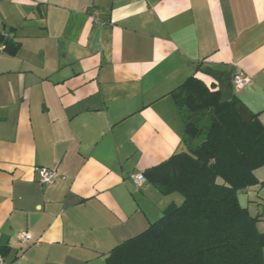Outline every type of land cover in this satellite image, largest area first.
<instances>
[{
    "label": "crops",
    "instance_id": "1",
    "mask_svg": "<svg viewBox=\"0 0 264 264\" xmlns=\"http://www.w3.org/2000/svg\"><path fill=\"white\" fill-rule=\"evenodd\" d=\"M0 33L21 45L10 56L0 44L4 264H106L182 204L132 176L189 151L172 93L190 77L225 86L264 125V0H0ZM252 189L264 195L241 191L242 206Z\"/></svg>",
    "mask_w": 264,
    "mask_h": 264
},
{
    "label": "trees",
    "instance_id": "2",
    "mask_svg": "<svg viewBox=\"0 0 264 264\" xmlns=\"http://www.w3.org/2000/svg\"><path fill=\"white\" fill-rule=\"evenodd\" d=\"M0 44L10 56L21 49L2 33ZM230 95L221 104L220 89L195 76L172 93L189 151L144 175L163 195L179 194L183 202L170 205L145 232L116 246L106 264H264L258 216L238 198L251 187L264 190L255 174L264 167V125Z\"/></svg>",
    "mask_w": 264,
    "mask_h": 264
},
{
    "label": "built area",
    "instance_id": "3",
    "mask_svg": "<svg viewBox=\"0 0 264 264\" xmlns=\"http://www.w3.org/2000/svg\"><path fill=\"white\" fill-rule=\"evenodd\" d=\"M98 16L99 15L97 11H93L91 14V17L95 21H98ZM250 83V79L242 73L235 75L232 79V84L236 90H242ZM39 174V183L42 185H53L59 177L58 174L52 169L42 168L39 170ZM132 180L136 185H141L146 181V178L144 174L138 173L132 176ZM17 239L21 242H27L32 239V236L27 232H22L17 235ZM4 261V256L2 253H0V264H4Z\"/></svg>",
    "mask_w": 264,
    "mask_h": 264
},
{
    "label": "rangeland",
    "instance_id": "4",
    "mask_svg": "<svg viewBox=\"0 0 264 264\" xmlns=\"http://www.w3.org/2000/svg\"><path fill=\"white\" fill-rule=\"evenodd\" d=\"M254 189L250 192V194L244 195V199H242L243 206L248 207L250 213L253 217L258 216L257 221V229L259 232L264 233V195L263 192L259 189ZM252 198V199H251ZM256 200V204H252L249 200ZM258 208V210H256Z\"/></svg>",
    "mask_w": 264,
    "mask_h": 264
},
{
    "label": "water",
    "instance_id": "5",
    "mask_svg": "<svg viewBox=\"0 0 264 264\" xmlns=\"http://www.w3.org/2000/svg\"><path fill=\"white\" fill-rule=\"evenodd\" d=\"M220 93H221V104H225L230 101L231 95L229 90L225 86H222L220 88Z\"/></svg>",
    "mask_w": 264,
    "mask_h": 264
}]
</instances>
